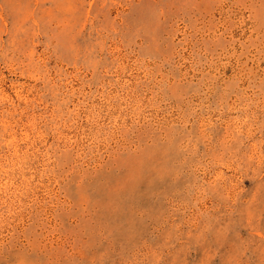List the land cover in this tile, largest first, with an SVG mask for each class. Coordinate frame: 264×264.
Returning <instances> with one entry per match:
<instances>
[{"label": "rangeland", "instance_id": "374dc122", "mask_svg": "<svg viewBox=\"0 0 264 264\" xmlns=\"http://www.w3.org/2000/svg\"><path fill=\"white\" fill-rule=\"evenodd\" d=\"M0 264H264V0H0Z\"/></svg>", "mask_w": 264, "mask_h": 264}, {"label": "bare ground", "instance_id": "6f19581e", "mask_svg": "<svg viewBox=\"0 0 264 264\" xmlns=\"http://www.w3.org/2000/svg\"><path fill=\"white\" fill-rule=\"evenodd\" d=\"M89 262V261H88Z\"/></svg>", "mask_w": 264, "mask_h": 264}]
</instances>
